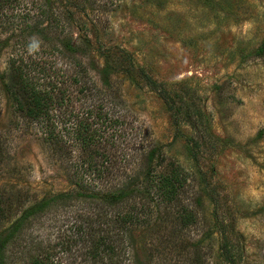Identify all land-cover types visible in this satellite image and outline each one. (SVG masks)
Wrapping results in <instances>:
<instances>
[{
	"label": "rangeland",
	"instance_id": "374dc122",
	"mask_svg": "<svg viewBox=\"0 0 264 264\" xmlns=\"http://www.w3.org/2000/svg\"><path fill=\"white\" fill-rule=\"evenodd\" d=\"M9 2L0 199L13 208L0 233L50 202L9 264H105L88 251L107 236L119 264H228L225 244L239 264H264V0ZM20 73L57 100L50 119L18 111ZM174 175L181 187L163 192Z\"/></svg>",
	"mask_w": 264,
	"mask_h": 264
},
{
	"label": "trees",
	"instance_id": "16d2710c",
	"mask_svg": "<svg viewBox=\"0 0 264 264\" xmlns=\"http://www.w3.org/2000/svg\"><path fill=\"white\" fill-rule=\"evenodd\" d=\"M7 3L9 4V0H0V10L3 9ZM257 55L261 58L264 57V42L257 50ZM104 74L108 73V69L106 68ZM25 74L20 73L16 75H12V81L10 83V88L12 90H8V93L12 100L15 102V105L18 111L25 114L26 117L39 121V120H46L50 119L51 109L53 105L57 102L54 99L50 92H41L38 90H32L30 83H26L25 81ZM154 157L153 153L150 154V159L152 160ZM180 179L177 175L170 176V177H163L160 180V185L158 186L165 191L171 192L173 195L177 192V189L181 187ZM80 190H86L82 186H79ZM131 191L129 189L121 190L115 192L110 195H105V200L110 202L111 204H115L117 202H122L128 196L130 197ZM150 191H145L143 194L149 195ZM78 195H81L80 193ZM72 198V192L68 193L67 195L58 196L57 199H64V198ZM50 207L49 201H42L30 209L26 210L24 215L16 220L11 226L8 228L6 234L0 233V264H9L8 261V249L12 243L18 240L21 236L22 229L24 224L31 218L36 216L39 213L44 212L47 208ZM13 208L11 205H5V202L0 199V228L9 219L12 218L10 215L8 217L7 212H9ZM134 213H129L128 216L122 218L124 224L134 222L135 221ZM83 228H81L82 230ZM84 232V229L82 233ZM93 235V232H92ZM113 239L112 237H100L96 242H94L91 247L92 249L88 251V255L91 257L92 260H100L101 262H105V264H119V260L117 262V252L115 250V246L111 242ZM223 254L228 264H239L238 257L235 253L230 250L229 246L225 244L223 247ZM119 257V256H118ZM47 258V257H46ZM51 259V257H48ZM43 260L39 258H34L31 264H52L51 260Z\"/></svg>",
	"mask_w": 264,
	"mask_h": 264
}]
</instances>
